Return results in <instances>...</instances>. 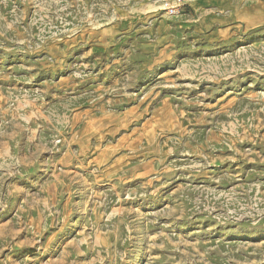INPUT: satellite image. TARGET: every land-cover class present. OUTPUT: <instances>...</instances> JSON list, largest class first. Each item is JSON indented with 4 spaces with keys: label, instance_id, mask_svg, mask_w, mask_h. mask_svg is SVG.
Instances as JSON below:
<instances>
[{
    "label": "rangeland",
    "instance_id": "374dc122",
    "mask_svg": "<svg viewBox=\"0 0 264 264\" xmlns=\"http://www.w3.org/2000/svg\"><path fill=\"white\" fill-rule=\"evenodd\" d=\"M168 1L0 0V264H264V22Z\"/></svg>",
    "mask_w": 264,
    "mask_h": 264
},
{
    "label": "crops",
    "instance_id": "0c3cea01",
    "mask_svg": "<svg viewBox=\"0 0 264 264\" xmlns=\"http://www.w3.org/2000/svg\"><path fill=\"white\" fill-rule=\"evenodd\" d=\"M191 3V4H190ZM194 21L185 23V30L215 45L225 43L243 30L264 22V0H190L187 4ZM204 9L196 14V10ZM164 28L160 27L163 32ZM108 32L105 39H108Z\"/></svg>",
    "mask_w": 264,
    "mask_h": 264
},
{
    "label": "built area",
    "instance_id": "2783aa9c",
    "mask_svg": "<svg viewBox=\"0 0 264 264\" xmlns=\"http://www.w3.org/2000/svg\"><path fill=\"white\" fill-rule=\"evenodd\" d=\"M188 3V0H172L164 2L162 9L169 17L175 16L179 9Z\"/></svg>",
    "mask_w": 264,
    "mask_h": 264
}]
</instances>
